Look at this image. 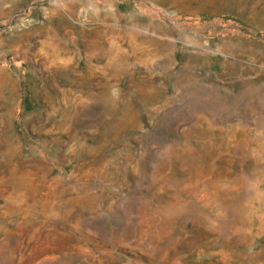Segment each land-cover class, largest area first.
<instances>
[{
	"label": "rangeland",
	"instance_id": "1",
	"mask_svg": "<svg viewBox=\"0 0 264 264\" xmlns=\"http://www.w3.org/2000/svg\"><path fill=\"white\" fill-rule=\"evenodd\" d=\"M0 264H264V0H0Z\"/></svg>",
	"mask_w": 264,
	"mask_h": 264
}]
</instances>
